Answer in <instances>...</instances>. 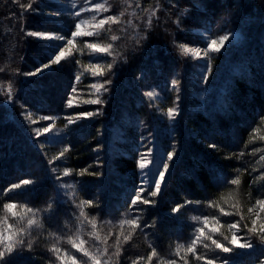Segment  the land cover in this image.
Instances as JSON below:
<instances>
[{
	"label": "trees",
	"instance_id": "1",
	"mask_svg": "<svg viewBox=\"0 0 264 264\" xmlns=\"http://www.w3.org/2000/svg\"><path fill=\"white\" fill-rule=\"evenodd\" d=\"M48 5L49 0H0V231L8 225L13 231L26 227L27 218L37 221L21 234L32 248L25 244L22 257H6L7 264H60L57 256L67 260L65 253L76 256L80 264H91L88 257L72 248L73 240H84V247L102 264H169L171 260L176 264H204L196 256L214 259L216 264H223L227 257H231V264H264V244L259 242V235L248 232L253 210L258 209L256 201L264 200V0H156L149 20L140 22L136 33L130 29L129 20L106 25L103 33L112 41L115 61L107 73L111 84L98 106L103 105L99 108L105 112L120 107L122 116L117 109L111 124L120 127L126 140L135 138L130 124H124L125 117L136 121L132 112L139 120L147 119L143 126L147 134L155 135L157 128L155 108L133 84L135 71H149V82L164 90L165 84L177 81L180 89L165 90V97L184 93L182 123L163 136V141L164 137L172 139L176 159L162 191L152 198L156 203L140 204L136 209L131 208V200L140 187L135 177L137 163L112 155L106 124L101 133L102 115L70 126L64 155L51 163L48 152L25 134L21 116L16 112L14 117L8 115L5 100L11 99L13 92L11 101L16 109L20 101L42 112L45 105L49 112L67 110L66 90L74 79L73 64L66 63L63 71L43 72L31 83V78L24 76L27 66L35 64V57L42 53L41 42L25 33L46 28ZM127 11L130 14L129 8ZM207 22L214 30L234 25L253 36L241 44L237 55L232 54L235 61L218 59L217 72L209 84L213 87L198 107H191L190 61L180 45L187 40L198 41L191 29L205 27ZM156 67L159 70L153 73ZM132 95L143 100L135 109L128 105ZM38 96L48 103H39ZM129 150L134 156L135 150ZM58 168L68 170L69 186L55 178ZM121 170H128L129 175ZM24 179L37 181L30 186L36 190L5 191ZM232 179L240 183L233 185ZM149 190L146 188L144 198H149ZM89 200L92 204L84 203ZM5 203L16 205V217L3 207ZM177 205L185 206L172 213ZM27 208L35 215L28 214ZM221 208L227 214L221 213ZM205 216L210 221L205 235L215 226L218 231L212 233L213 239L223 241L230 238L229 225L243 216L241 234L256 246L237 254L206 249L197 242L196 253L187 252ZM132 219L137 220L138 227L126 223ZM216 220L218 225H214ZM53 248L60 252H53Z\"/></svg>",
	"mask_w": 264,
	"mask_h": 264
},
{
	"label": "rangeland",
	"instance_id": "2",
	"mask_svg": "<svg viewBox=\"0 0 264 264\" xmlns=\"http://www.w3.org/2000/svg\"><path fill=\"white\" fill-rule=\"evenodd\" d=\"M51 5H48L49 8H45V16L49 19L46 22V28L41 31L32 30L31 32H38L44 33L46 36L54 37V39H42L36 38V40L40 41V57H35V64H31L27 66L24 76L27 78H31V82L34 81L33 77H38L43 72H48L51 70H60L63 71L64 65L66 63L73 64L75 66L74 71V79L72 81L71 86L66 90V101L65 107L67 110H60L59 113L56 112H49L47 104L48 102L43 98H37L38 102L45 105V111L42 112L37 108H30L28 105L22 104L20 101L18 103L19 108L13 107V102L11 100L14 99L12 93L11 99L5 100L6 107L8 108V115L9 117H14L15 112L18 113L22 120V128L25 130V134L28 135L31 139L35 140L38 144V147L42 148L43 152H48V162H57L60 158V153L67 148V135L66 132L70 129V126L81 122L83 119L76 120V114L81 112H96L97 109L99 113L92 116L91 118H97L99 116L104 117V124L101 129V133L103 131L104 125L106 124L105 128L108 130L110 129V139L107 140V143L111 144L113 149L112 155L116 157H121L125 160H129V162L133 161L137 163L136 168L138 171L135 173L136 183L138 186L144 185L145 188H149L154 190V185L151 184V181L159 179V171L163 170V163L169 164V171L172 166L173 161L176 159V147L173 144V141L169 137H164L165 131H172L174 127L178 125V123H182L180 119V115L176 117L175 123L169 120L167 117V110L168 108H179L182 112L183 110V98L184 96L178 94L180 98L177 100V97H165L163 94L167 90H172L175 87L180 89L179 83L177 82L174 86L172 85V81L168 84H165V90L160 89L154 84L150 83V76L149 71H145L144 69H138L134 72L133 76V84L136 87L138 93L143 97H147L150 101V107L155 108L154 110V121L157 124L155 135L147 134L146 130L147 127H143L147 119L141 118L139 120V116L136 115L134 112V119L131 120L128 117L124 118V124H130V131L135 136V138H131L126 140L123 132L121 131L120 127L114 123L112 126L113 119L115 115L118 114L117 109L119 110L120 116H122V112L120 111V107L116 108L112 107V109H108L105 112V109H101L99 107L103 105L92 104L88 101L97 99H103L106 97V92L101 90V92L97 93L96 89L92 87L94 84H103L107 88L108 91V84L106 81H109L107 77V73H109V69L107 65L109 63L112 64L114 53H113V46L112 41L108 39L104 35V29L106 25L118 23V22H126L127 20L130 21V29L132 32L136 33L138 29V24L144 21L147 18L149 20L150 15L154 11L153 3L156 0H49ZM95 4H102L104 6V10H94L93 5ZM130 9V14L127 9ZM84 9V11H81ZM114 10V11H113ZM80 12V15L77 16L76 13ZM126 13V14H124ZM108 16L115 17V21H109L106 23L103 29H96L91 27V25L96 24L101 19H106ZM131 18V19H130ZM77 23H81V31L83 32H93L94 35L92 36H81V37H73L71 33L75 31V25ZM209 22H207V26L205 27H194L191 29V32L197 36V40L195 42H191V40H187L183 42L181 45H186L190 48H198L201 50V57L198 58L192 53H185L183 49L182 53L185 54L189 61H190V69H191V86L189 89L188 100L191 102V107H198L199 102L202 101L205 96L207 95L210 86L211 79L215 76V72L217 69V62L218 59H221V62L224 59L225 62H232L235 59L232 57V54L236 52V55L241 47V44L250 38L249 33H244L241 28H235L234 25L228 26L225 29L220 30V28L213 29V27H209ZM52 27L58 28L60 31H56L57 29H51ZM62 30V31H61ZM229 41L225 42V47L222 49L220 53H209L208 57H203V52L207 49V43L211 41V39H218L221 35L230 34ZM250 35V36H249ZM64 37L63 40L58 39L59 37ZM72 39L73 45L71 46V53L72 55L66 56V58L61 62L60 65H53L51 69L44 70L41 74L36 76H27L25 75L28 72L35 71L37 67H41L44 63L49 62V57L54 58L55 53L59 51V47H67V40ZM88 43H96L100 47L109 48L108 53H96L93 54L92 50L87 47ZM58 46V47H54ZM238 48V49H237ZM37 58V59H36ZM117 58V57H116ZM230 60V62H229ZM221 62L219 61L220 65ZM223 63V64H224ZM89 64H98L100 66V72L102 75H94L92 69L88 67ZM219 65V66H220ZM211 68V71H207L206 68ZM119 71V68L117 67ZM159 69L153 68L152 72L156 73ZM120 74V71L117 72ZM73 77V74H71ZM79 76L80 79L77 80L76 77ZM114 77V76H113ZM112 77V78H113ZM42 84H44L42 82ZM30 87V86H29ZM31 88V87H30ZM75 88V91H73ZM151 91L153 93V97H148L146 94L147 92ZM178 92V91H177ZM170 96V95H169ZM145 97V98H146ZM71 100L73 106L69 107L67 105V101ZM188 102V103H189ZM103 103V101H102ZM143 104V100H139L136 96H131L130 100H128V105L132 106L133 109L141 106ZM85 105H90L87 110H79L76 107H82ZM73 109V110H72ZM17 110V111H16ZM110 110V111H109ZM130 114V115H131ZM49 117L50 119L44 120L43 117ZM72 118L75 122L69 124L68 119ZM111 120V121H110ZM108 123V124H107ZM49 133H42L40 137H36L35 130L37 128H44L49 127ZM109 131V130H108ZM156 135L159 137L157 138ZM139 137V139H138ZM35 142V143H36ZM128 145V146H127ZM101 150L104 148L101 146L99 147ZM129 148H133L135 151V155H131ZM175 151V156L172 161L167 160V152ZM103 154V153H102ZM130 154V155H129ZM144 157V163L146 165L145 169L141 170L139 168V163L141 157ZM138 166V167H137ZM130 168V167H129ZM115 170V169H114ZM140 170V171H139ZM115 171H119L118 169ZM169 171L166 174L165 180L168 177ZM57 176L59 177V183L64 186H69V179L67 175H65V170L60 171L59 168L57 170ZM121 173L125 175H129L128 170L124 171L121 170ZM148 181L149 183H144ZM76 181H74L75 183ZM165 182V181H164ZM164 184V183H163ZM256 210H253V219H258V223H264V211L260 210V207ZM256 213V216L254 215ZM212 220V219H211ZM210 224V221H209ZM219 223H214V225H218ZM205 225L203 224V227ZM210 227V226H209ZM215 227V226H214ZM208 226L205 227V229ZM210 229V228H209ZM230 229V228H229ZM238 236L242 238H247L241 234V231L236 233ZM233 231H230V238L229 241L232 239ZM248 239V238H247ZM221 243H225L226 246L233 247L234 252L236 251L238 254L245 250L249 249H240L235 245L230 246L223 240H219ZM238 243H243V239L238 241Z\"/></svg>",
	"mask_w": 264,
	"mask_h": 264
},
{
	"label": "snow or ice",
	"instance_id": "3",
	"mask_svg": "<svg viewBox=\"0 0 264 264\" xmlns=\"http://www.w3.org/2000/svg\"><path fill=\"white\" fill-rule=\"evenodd\" d=\"M31 7V6H29ZM93 9L94 10H104V6L102 4H95L93 5ZM81 11H84V9H81ZM77 16L80 15V12L76 13ZM109 21H115V17L113 16H108L106 19H101L99 20L98 23L91 25V27L96 28V29H103L104 26L106 25V23H108ZM75 31H73L71 33V35L73 37H81V36H92L94 35L93 32H83L81 31V23H77L75 25ZM26 35H30V36H34L37 38H42V39H54V37L51 36H46L44 33H38V32H26ZM231 36L230 34L227 35H221L218 37V39H211V41L209 43H207V49L203 52V57H208L209 53H220L222 51V49L225 47V42L229 41ZM58 39L63 40L64 37H59ZM113 40L116 39V37H112ZM139 43V42H138ZM73 45V40L69 39L67 40V47H59V51L55 53L54 58L49 57V62L48 63H44L41 67H37L35 69V71H31L26 73L25 75L27 76H36L38 74H41L44 70H49L51 69V67L53 65H60L61 62L66 58V56H70L72 55L71 53V46ZM54 47H58V46H54ZM87 47L89 49L92 50L93 54L96 53H108L109 52V48H111V45H109L107 48L105 47H100L98 46V44L96 43H88ZM181 48L183 49V51L185 53H192L194 54L196 57L200 58L201 57V50L198 48H190L186 45H181ZM89 68L92 69V72L94 75H102V73L100 72V66L98 64H89L88 65ZM108 69H112L113 64L109 63L107 65ZM207 71H211L210 66L206 68ZM77 80L80 79L79 76L76 77ZM106 83H111V81H106ZM177 83V81L173 80L172 81V85L174 86ZM92 87L94 89H96V92L99 93L101 92V90L103 91H107V88L105 87V85L103 84H94L92 85ZM73 91H75V88H73ZM9 92H11V88H9ZM148 97H153V93L151 91L147 92L146 94ZM180 98L177 97V100H179ZM89 103L92 104H101L102 101L99 99V97H97V99L94 100H90L88 101ZM67 105L69 107H72V101L68 100L67 101ZM99 113V110L97 109L96 112H92V111H88V112H81L76 114V120L79 119H83V118H91L92 116L96 115ZM181 114L180 109L177 108H168L167 110V117L169 118L170 121H172L173 123H175L176 121V117H178ZM44 120H48L50 119L49 117L45 116L43 117ZM75 121L72 118L68 119V123H74ZM50 131V126L49 127H44V128H37L35 130V135L36 137H40L42 133L46 134L49 133ZM211 147L215 148V145H211ZM64 155L63 152L60 153V157H62ZM175 156V151H169L167 152V160L168 161H172L174 159ZM144 157H141L140 163H139V168L141 170L145 169L146 165L144 163ZM262 159H264V157H262ZM51 163V162H49ZM163 170L159 171L158 175H159V179H156L154 181H151L150 183L154 185V190H149L148 191V197L149 198H144L143 197V193L146 191V188L144 187V185L142 184L138 190H137V194L132 198L131 200V208L132 209H136L138 205L143 204V205H151V204H155L156 201L153 200L152 198L157 197L160 192L162 191V186L163 183L165 181V177L167 172L169 171V164L168 163H163L162 165ZM50 171H52L53 173L56 171L55 168H52ZM86 171V170H85ZM68 170H65V175H68ZM81 175H83L84 173L81 172ZM94 175H98V173H93ZM57 180H59V177H57ZM37 181L31 180V179H24L22 181H20V183H16V184H12L10 188L6 189V192L9 193H13L14 190L16 189H24L28 192H33L36 189L30 187L34 184H36ZM144 183H149L148 181H145ZM240 183L239 179H232L231 180V184L233 185H238ZM84 203L87 204H92V201H85ZM186 203H190V202H186ZM256 204L260 207L261 211H264V200H257ZM185 205H177L176 207H174L172 209V213H176L178 212L182 207H184ZM212 207H215V205H210ZM3 207L8 210L9 212L12 213L13 217L17 216V213L13 211V209L16 207L15 204L13 203H5L3 205ZM249 211L251 212L252 209H249ZM26 212L30 215H35V213H33L31 208H27ZM221 213H224V209L221 208L220 209ZM227 214V213H224ZM81 215H83V212H81ZM21 220L25 219V217H20ZM244 217H241V221H237L236 223H232L229 225L230 230L233 231V235H232V239L229 241L227 240V237H225V241L227 244L229 245H235L236 247L240 248V249H252L254 248L256 245L252 242H250L249 239L247 238H242L240 236H238L236 233L240 231V225L241 222L243 221ZM258 219L259 216L257 217V219H253L251 221L252 223V227L248 229V232L252 233V234H257L259 235V242L261 244H264V223H258ZM213 220H215V217H213ZM126 223H128L129 225H131L133 228L138 227L139 225L137 224V220L132 219V220H128L126 221ZM209 223V218L207 216L204 217V225L207 226V224ZM216 223H219L218 220H216ZM37 224V221L35 219L32 218H27L26 220V227H19L16 231L12 230V225H8L7 228L4 231H0V264H7V260L5 259L6 257H22L23 255V249L25 247V244H27V247L29 249L32 248V244L30 242H27L25 239L22 238V233H27L34 225ZM147 227V226H145ZM244 227L247 228V224H244ZM218 229L213 227L211 230V233L208 235H205V227H201L198 228L196 230V238L194 240L191 241V244L188 246L187 248V252L189 253H196V246H197V242H200L201 244H203V247L206 249H210V250H214V249H219L220 251L224 252V253H233L234 252V248L233 247H229L226 246L225 243H221L218 239H213L212 233L217 232ZM241 239H243V243H238V241H240ZM205 241H210L211 243H206ZM71 245L72 248L76 249L78 253H82L84 257H88V260L91 262V264H102L100 259H97V256L93 255L87 248L84 247L85 245V241L84 240H80L78 243L73 240L71 241ZM53 252L55 253H59L60 249L58 248H53L52 249ZM106 252V250H105ZM156 254V250L153 249L152 255ZM238 254V253H237ZM65 256H67V260H65L64 257L62 256H57V259L60 260V264H80V262L77 260L76 256L74 255H68V253H65ZM219 258V257H217ZM149 259H151V257H149ZM197 260H201L204 261V264H216V261L214 259H207L205 256H196ZM135 264V262H134ZM169 264H176L175 260H171L169 261ZM185 264H187V261H185ZM223 264H231V257H227L223 259Z\"/></svg>",
	"mask_w": 264,
	"mask_h": 264
}]
</instances>
